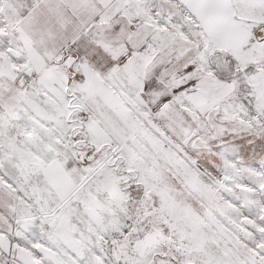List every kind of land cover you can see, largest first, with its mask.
Returning a JSON list of instances; mask_svg holds the SVG:
<instances>
[{
	"label": "snow or ice",
	"instance_id": "obj_1",
	"mask_svg": "<svg viewBox=\"0 0 264 264\" xmlns=\"http://www.w3.org/2000/svg\"><path fill=\"white\" fill-rule=\"evenodd\" d=\"M0 264H264V0H0Z\"/></svg>",
	"mask_w": 264,
	"mask_h": 264
}]
</instances>
